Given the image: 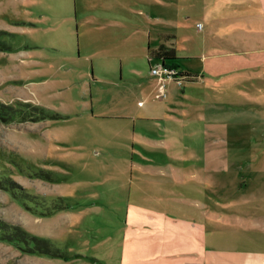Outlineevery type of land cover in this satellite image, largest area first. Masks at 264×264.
Returning <instances> with one entry per match:
<instances>
[{
    "label": "rangeland",
    "instance_id": "rangeland-1",
    "mask_svg": "<svg viewBox=\"0 0 264 264\" xmlns=\"http://www.w3.org/2000/svg\"><path fill=\"white\" fill-rule=\"evenodd\" d=\"M140 1L0 0V264H118L113 185L166 160L152 120L193 111L178 98L186 82L155 98L158 33L192 70L243 33L222 0Z\"/></svg>",
    "mask_w": 264,
    "mask_h": 264
},
{
    "label": "crops",
    "instance_id": "crops-1",
    "mask_svg": "<svg viewBox=\"0 0 264 264\" xmlns=\"http://www.w3.org/2000/svg\"><path fill=\"white\" fill-rule=\"evenodd\" d=\"M144 1L166 10L178 0ZM222 1L238 5L243 33L199 69L180 64L194 78L178 98L193 111L152 120L166 160L133 163L113 185L124 209L118 264H264V0ZM158 36L154 50L173 48L179 58L175 35ZM142 135L158 146L152 132Z\"/></svg>",
    "mask_w": 264,
    "mask_h": 264
},
{
    "label": "trees",
    "instance_id": "trees-1",
    "mask_svg": "<svg viewBox=\"0 0 264 264\" xmlns=\"http://www.w3.org/2000/svg\"><path fill=\"white\" fill-rule=\"evenodd\" d=\"M180 59L177 58L175 50L173 48L159 46L156 50H152L148 54L147 61L150 64L152 61L161 63L165 68L178 70L180 77L184 82H191L194 76L182 72L181 65L178 63Z\"/></svg>",
    "mask_w": 264,
    "mask_h": 264
},
{
    "label": "built area",
    "instance_id": "built-area-1",
    "mask_svg": "<svg viewBox=\"0 0 264 264\" xmlns=\"http://www.w3.org/2000/svg\"><path fill=\"white\" fill-rule=\"evenodd\" d=\"M150 75L157 78L158 81V94L157 99H163L165 97V85L166 80L173 81L179 87L183 85V78L180 77L178 70L165 68L161 63L157 62L150 70Z\"/></svg>",
    "mask_w": 264,
    "mask_h": 264
}]
</instances>
